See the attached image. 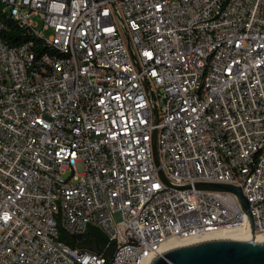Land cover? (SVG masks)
<instances>
[{
	"label": "built area",
	"instance_id": "2783aa9c",
	"mask_svg": "<svg viewBox=\"0 0 264 264\" xmlns=\"http://www.w3.org/2000/svg\"><path fill=\"white\" fill-rule=\"evenodd\" d=\"M1 2L45 46L0 36V264H149L249 228L198 184L241 188L264 234V0Z\"/></svg>",
	"mask_w": 264,
	"mask_h": 264
},
{
	"label": "water",
	"instance_id": "95a60500",
	"mask_svg": "<svg viewBox=\"0 0 264 264\" xmlns=\"http://www.w3.org/2000/svg\"><path fill=\"white\" fill-rule=\"evenodd\" d=\"M156 136L154 137L155 161L159 164ZM162 174V173H161ZM163 176V175H162ZM197 188L233 193L249 218V229L255 235L249 204L241 188L226 184H198ZM73 238H79L73 235ZM149 264H264V243L253 240H210L167 250Z\"/></svg>",
	"mask_w": 264,
	"mask_h": 264
},
{
	"label": "trees",
	"instance_id": "16d2710c",
	"mask_svg": "<svg viewBox=\"0 0 264 264\" xmlns=\"http://www.w3.org/2000/svg\"><path fill=\"white\" fill-rule=\"evenodd\" d=\"M0 20L3 24L0 36L3 39L5 43H7L9 46L17 47L20 46L28 41L34 40L36 41L38 45V50L42 51V47L45 45L43 44V41L33 35L31 30L27 27L10 17L5 11H4V5L2 4L0 0ZM96 231V232H95ZM89 239L93 237L95 239V245L94 250L103 251L105 249V246L107 244V238L104 234H102L99 230L97 231L95 228H91ZM61 239L65 240L69 245L72 247H76L77 240L70 236L69 234L65 232H61L60 234Z\"/></svg>",
	"mask_w": 264,
	"mask_h": 264
},
{
	"label": "bare ground",
	"instance_id": "6f19581e",
	"mask_svg": "<svg viewBox=\"0 0 264 264\" xmlns=\"http://www.w3.org/2000/svg\"><path fill=\"white\" fill-rule=\"evenodd\" d=\"M255 240L256 242L264 243V234L252 235L249 228H237L232 230H221L214 232L204 239H199L191 243H183L179 240H170L164 245V250H171L173 248L181 247L184 245H189L198 242H205L210 240H221V239H231V240Z\"/></svg>",
	"mask_w": 264,
	"mask_h": 264
},
{
	"label": "rangeland",
	"instance_id": "374dc122",
	"mask_svg": "<svg viewBox=\"0 0 264 264\" xmlns=\"http://www.w3.org/2000/svg\"><path fill=\"white\" fill-rule=\"evenodd\" d=\"M35 21H37L38 22V25H39V28H41L42 27V22L41 21H39L38 19H36L35 18ZM51 34V32L49 31V32H47L46 33V35L48 36V35H50ZM97 231H98V229H96ZM100 231V230H99ZM96 232V231H95ZM102 234H103V232L102 231H100ZM93 239V237H91V240Z\"/></svg>",
	"mask_w": 264,
	"mask_h": 264
}]
</instances>
